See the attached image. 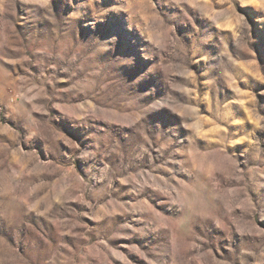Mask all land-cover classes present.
<instances>
[{"label": "rangeland", "instance_id": "obj_1", "mask_svg": "<svg viewBox=\"0 0 264 264\" xmlns=\"http://www.w3.org/2000/svg\"><path fill=\"white\" fill-rule=\"evenodd\" d=\"M0 264H264V0H0Z\"/></svg>", "mask_w": 264, "mask_h": 264}]
</instances>
